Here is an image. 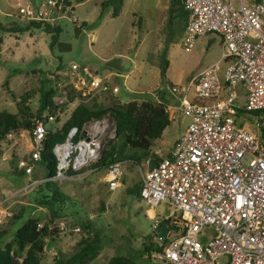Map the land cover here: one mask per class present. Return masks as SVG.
I'll list each match as a JSON object with an SVG mask.
<instances>
[{"label":"built area","instance_id":"built-area-1","mask_svg":"<svg viewBox=\"0 0 264 264\" xmlns=\"http://www.w3.org/2000/svg\"><path fill=\"white\" fill-rule=\"evenodd\" d=\"M182 7L187 11L183 50L191 49L194 37L215 33L221 52L185 84L165 85L187 122L166 155L157 151L154 162L146 158L143 169L137 165L139 199L147 206L151 228L165 218L179 231L164 244L157 238L161 248L151 257L163 264H264V139L259 135L264 115V0H183ZM18 12L26 20L74 21L71 5L61 0L26 3ZM60 79L53 96L57 106L70 92L89 97L115 96L119 91L108 77L100 78L86 65L70 63L67 78ZM237 109L258 111L254 130L236 125ZM165 110L171 118L173 112L166 106ZM46 132L45 123L33 118L29 128L17 126L0 139V162L15 158V172L27 181L0 199V224L1 213L10 215L11 205L34 186L77 180L94 171L88 166L114 138L115 125L104 114L68 127L62 140L50 146L52 175L31 178L45 152ZM126 162L115 161L100 174L108 191L122 183ZM159 202L179 211V216L156 217L153 209ZM56 227L68 230L63 222ZM72 230L79 232L77 226Z\"/></svg>","mask_w":264,"mask_h":264},{"label":"rangeland","instance_id":"rangeland-1","mask_svg":"<svg viewBox=\"0 0 264 264\" xmlns=\"http://www.w3.org/2000/svg\"><path fill=\"white\" fill-rule=\"evenodd\" d=\"M69 1L72 7L69 15L74 21L55 19L52 24L58 28L45 31L42 27L29 26L18 12L19 7L32 4L31 0H0V110L15 112V101L21 94L28 93L25 105L32 116L39 108L41 84L49 87L57 80L61 82L60 78H67L70 63L86 65L100 78H109L107 64L101 59L105 57L120 59L123 66L121 76L113 82L120 92L115 96L95 94L75 97L71 102L61 103L63 106L59 104L53 111L54 117L46 118L45 111L41 110L46 127H60L78 102L88 107L93 103L108 106L131 99V94L139 100L148 97L159 99L163 105L175 106L177 99L171 96L165 85L185 83L220 55V39L215 33L194 37L191 49L183 50L184 24L178 22L177 17L172 18L169 24V0H136L132 5L125 3L121 6L117 16L111 17L107 9L99 19L102 0ZM88 34L92 35V40ZM131 59L139 67H131ZM164 59L168 64L165 75L161 77L159 68ZM47 77L48 80H43ZM125 86L142 93H132L130 89L128 94ZM170 110L173 116L168 125L158 139L150 142L149 147L150 152L156 154L158 151L162 156L167 154L187 122L180 112ZM234 117L236 125L254 130L253 114L237 111ZM146 158L149 156L126 162L121 177L123 182L111 191L99 181L98 172L83 175L84 178L77 180L54 181L52 187L62 193L61 200L64 202L60 217L54 221L72 228L77 226L79 232L70 228L48 239L38 264H79L67 260L79 249L77 241L91 239L94 234L97 235L98 254L82 264H106L112 256H123L145 264L146 260L141 256L142 242L148 238L152 244H157L159 240L151 228L152 220L146 215L147 206L126 188L139 182L137 165L143 169ZM249 161V156L244 159L245 164ZM15 162V158L0 162V199L27 182L24 175L15 172ZM44 175V163H35L31 178ZM90 183L93 185L90 186ZM41 192L40 185L34 186L11 205L10 215L1 213L0 229L6 230V234L0 239V247L12 238L13 232L26 217L33 216L41 221L49 216V209L36 203ZM153 211L156 217L179 216V211L163 202H159ZM85 224L87 227H84ZM178 232L168 230L166 242Z\"/></svg>","mask_w":264,"mask_h":264},{"label":"trees","instance_id":"trees-1","mask_svg":"<svg viewBox=\"0 0 264 264\" xmlns=\"http://www.w3.org/2000/svg\"><path fill=\"white\" fill-rule=\"evenodd\" d=\"M63 5H69V0H61ZM183 0H174L172 6L167 10L170 12L169 24L174 17L179 18L185 24L187 11L182 7ZM33 5L37 3L32 1ZM122 6V0H102L100 2V12L98 19L103 11L110 10V16H117ZM72 9V7H71ZM29 26L42 27L45 31H55L58 27L44 20H27ZM83 23H81V26ZM159 68L161 77L165 74V69L168 62L164 59ZM56 78V77H54ZM43 80H48L44 78ZM56 94L55 85L44 87L41 84L39 94V108L33 113V117L29 112V108L25 105L28 93L20 95L15 101V112L0 110V139L5 133L17 126L22 128L30 127V118L40 119L44 123V117L40 113L45 111L46 118L54 117L53 111L59 106L53 104V96ZM75 98L74 92H70L66 97V102H71ZM60 106H63L61 104ZM241 113H251L257 117L258 111H245L237 109ZM104 114H108L115 125V136L109 140L100 150L99 157L96 161L89 165L92 172L102 174L111 163L122 160H137L141 157L149 156L151 162L157 159L155 153L150 152V142L158 139L162 130L168 125L170 118L165 110V105L160 101L153 99L137 100L131 99L125 102L116 103L104 106L99 103H93L87 106L84 103L78 102L70 111L67 118L58 128L51 129L47 127V132L44 135V149L41 153V161L45 166V174L51 176L53 173L54 159L50 152V146L62 140L65 131L72 125L81 126L82 123L98 118ZM19 115H22L21 117ZM25 116V117H24ZM56 119V116H55ZM262 125L259 127V135L264 139V115L261 117ZM243 127V125H239ZM20 174V173H17ZM70 174V173H69ZM123 181V180H122ZM53 181H47L40 185V196L36 199L38 206L49 209V216L44 220H39L36 217L28 216L16 228L12 234V238L3 243L0 247V264H38L43 253L44 244L48 239H52L60 234V230L56 227L54 219L59 218L60 208L63 205L61 200L62 193L52 187ZM126 191L132 193L139 199V182L133 184L132 187L126 188ZM169 219L161 218L158 222L155 232L158 230L160 223ZM84 227H87L85 224ZM6 234V230L0 229V239ZM91 239H80L77 241L79 249L67 261L82 264L87 259H92L98 254L97 235L94 234ZM86 238V237H85ZM46 239V241L44 240ZM161 244L166 243V240L160 241ZM161 245L152 244L147 238L146 242H142L141 256H144L145 264H163L162 261L154 260L151 257L152 252H158ZM106 264H138L130 258L123 256H112L107 260Z\"/></svg>","mask_w":264,"mask_h":264},{"label":"crops","instance_id":"crops-1","mask_svg":"<svg viewBox=\"0 0 264 264\" xmlns=\"http://www.w3.org/2000/svg\"><path fill=\"white\" fill-rule=\"evenodd\" d=\"M31 1H33V2H35V3H37L38 2V0H31ZM135 1L136 0H122V7L124 6V4L125 3H128V6L129 5H132V4H134L135 3ZM132 12H133V10H132ZM88 36L90 37L91 36V40H92V35L91 34H88ZM90 39V38H89ZM115 55H117V57L118 56H120L119 54H115ZM122 57H124V56H122ZM102 59V61H104L107 65H105V67L108 69V74H107V76H109V78L112 80V83L114 82L115 83V81L116 80H118V78H120V76H121V73H120V69H122L123 68V66L121 65V63H120V59H110V57H105V58H101ZM130 64L132 65L131 67H139V65H136V63H135V61H133L132 59H131V62H130ZM166 72V71H165ZM165 75V74H164ZM191 78V77H190ZM189 78V79H190ZM188 79V80H189ZM187 80V81H188ZM186 81V82H187ZM185 82V83H186ZM185 83H182L181 85H183V84H185ZM170 84H172V83H170ZM177 85H179V84H177ZM126 87V91L127 92H129L128 94H130V89L131 88H129V87H127V86H125ZM132 90V89H131ZM120 92V90L118 91V93ZM136 92H138V93H142L141 91H138V90H136V91H134V90H132V93H136ZM117 93V94H118ZM130 96H132V98L131 99H137V96H133V95H131L130 94ZM153 96V95H152ZM173 98H176L175 96H173V95H171ZM131 99H129V100H131ZM144 99H148V97H145V98H142L141 100H144ZM151 99V98H150ZM137 100H139V99H137ZM153 100H156V101H160L159 99H153ZM166 107H169V109H173L174 111H177V104L175 105V106H170L169 104H167V105H165ZM171 111V110H170ZM184 125L185 124H183V127H184ZM183 129V128H182ZM168 152V151H167ZM92 173V172H91ZM90 174V173H89ZM123 175V174H122ZM99 179H100V176H99ZM123 182V181H122ZM18 202V201H17ZM29 205H32V204H30V203H28ZM39 207H41V206H39ZM42 208V207H41ZM153 213L155 214V212L153 211ZM157 216V215H156ZM68 225V224H67ZM67 228H68V230L67 231H69L70 230V228H72V227H70V226H66ZM72 230V229H71ZM66 231V232H67ZM73 231V230H72ZM74 232V231H73ZM61 233H65V232H61L60 231V234Z\"/></svg>","mask_w":264,"mask_h":264},{"label":"water","instance_id":"water-1","mask_svg":"<svg viewBox=\"0 0 264 264\" xmlns=\"http://www.w3.org/2000/svg\"><path fill=\"white\" fill-rule=\"evenodd\" d=\"M173 3H174V0H169V6H172ZM83 134L84 133H82V136ZM168 229L175 231L177 227L167 224L166 221H162L160 223L158 230L154 233V236L162 241L166 238V232Z\"/></svg>","mask_w":264,"mask_h":264},{"label":"bare ground","instance_id":"bare-ground-1","mask_svg":"<svg viewBox=\"0 0 264 264\" xmlns=\"http://www.w3.org/2000/svg\"><path fill=\"white\" fill-rule=\"evenodd\" d=\"M149 214L151 215V214H152V212H151V211H149Z\"/></svg>","mask_w":264,"mask_h":264}]
</instances>
